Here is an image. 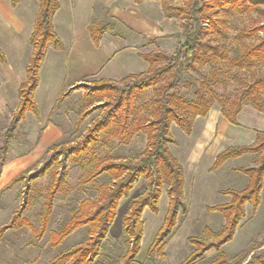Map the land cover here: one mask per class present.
<instances>
[{"label": "rangeland", "instance_id": "obj_1", "mask_svg": "<svg viewBox=\"0 0 264 264\" xmlns=\"http://www.w3.org/2000/svg\"><path fill=\"white\" fill-rule=\"evenodd\" d=\"M59 2L60 7L52 16V22L64 48L61 49L60 43L49 41L46 58L41 62L39 70V88L35 91L39 117L32 111L26 113L25 118L17 123L13 132L14 138L5 153L3 146L7 131L16 116L19 104L17 87L19 79H26V66L32 46L30 35L39 17L40 6L39 0H19L15 7L11 0H0V48L7 59L4 63L0 60V174L5 162L11 160L23 163L17 176L25 173V177L15 184L5 187L0 185V228H6L0 240V264H65L62 260L57 261V257L85 242L88 226L79 227L57 247L51 246V233L61 230L69 222L83 200H97L101 197L99 186L110 180L107 174L84 182L100 160L122 158L136 161L143 155L150 128L146 125V113L155 93V87L134 90L130 117L125 123L126 133H123L121 128L124 126V109H120L112 118L108 117V111L118 99V90L103 93L96 90L95 86L100 83V77L105 75L107 64H112V60L108 61L114 50L119 53V61L123 67L121 73H130L132 67L139 69L135 74L144 75L149 64L141 54H150L152 58L160 53L171 55L183 39L184 20L174 10V7L183 5L181 0H144L141 3L134 0ZM259 6L264 9V3ZM226 10L229 11L218 10L219 32H212L205 39L218 46L221 51L225 49L230 56H234L236 46L240 47L244 43L264 37V29L255 33L249 31L264 24V13L257 10L238 12L229 7ZM137 11L146 15V20L148 18L154 22L151 35L142 33L133 26L134 19L140 17L136 16ZM127 12L132 15L131 19H127ZM139 23L138 26L143 28L145 23ZM87 26L99 28L97 30L101 46L97 47L93 43ZM129 48L142 59L133 56ZM71 49H75V55ZM61 56L64 62H61ZM71 59L75 61L72 66L67 62ZM88 62H94L99 67L104 65L105 69L97 76L89 75L86 72ZM115 63L116 60L113 61ZM11 64L15 69L11 68ZM143 65L144 68L140 69ZM256 70L264 74V69ZM249 75L250 72L233 69L227 61L218 58L216 63L204 66L197 64L196 69H188L183 73L177 94L181 98L192 100L196 99L197 89L208 94L211 89L218 97H232L242 87L241 80ZM73 83L89 84V92L86 93L79 87L70 88L69 85ZM65 92L67 93L64 95ZM244 107L246 109L241 121L247 126L238 128L233 140L225 142L221 145L222 148L228 144H253L259 134H264V117L260 113L249 116V111L256 112L252 103L248 102ZM211 109L220 110V106L214 102ZM84 114L87 116L80 120ZM101 119H107V123L99 132L98 139L91 141L87 149L79 155H57L55 161L50 160L53 158L52 153H47L49 146L46 147L50 141L54 139L52 144H76ZM195 120L191 122L190 132H187V126L183 129L175 122L170 130L175 139L174 143L169 144L170 151L181 163L185 178V197L178 206L177 224L165 237L166 245L162 253L155 251L149 257L148 247L162 226L168 209L167 184H164L158 212L145 209L143 213L141 251L131 264H180L197 248L191 237L203 236L208 242L215 241L225 224V216L208 208L230 200V196L224 195L225 189L245 188L248 176L237 170L259 163L258 154H245L229 159L219 170H213L211 163L215 157L211 158L209 150L199 163V168L189 164L187 156L190 144L195 134L200 132L203 123V119ZM51 122L59 123L61 135H43L45 127ZM192 131L194 134L191 135ZM249 134L252 138L248 137ZM254 134L256 138L253 139ZM239 136L241 142L237 140ZM245 136L249 141L242 138ZM31 154L35 157L32 162L29 161ZM262 186L259 207L254 209L251 203L246 204V214L241 219L234 238L220 250L211 248L190 264H211L219 261L222 259L218 257L219 252H223L224 258L232 263L240 254L253 250L245 260L247 262L252 254L264 250V246L259 247L264 241V180ZM145 187V179L140 177L130 193L120 200L115 221L107 237L100 242L101 253L92 264L123 262L127 249V236L122 229L123 216L128 210L130 200L143 193ZM53 190L54 196H51ZM50 200L52 207L48 225L42 237L38 238L42 215ZM18 210L21 212L18 213ZM16 214H20V217L15 223H11ZM23 220L28 221V225ZM208 229L213 236L208 235Z\"/></svg>", "mask_w": 264, "mask_h": 264}, {"label": "trees", "instance_id": "obj_2", "mask_svg": "<svg viewBox=\"0 0 264 264\" xmlns=\"http://www.w3.org/2000/svg\"><path fill=\"white\" fill-rule=\"evenodd\" d=\"M141 3L144 0H134ZM180 1V0H177ZM183 5L174 7L182 15L184 20L183 39L176 50L171 55L160 53L154 58L150 54H141L149 64L147 72L143 75L130 74L120 80L101 78L95 89L103 93L118 90V99L108 111V117L112 118L120 109H124L122 115L124 126L121 128L126 133L125 123L130 117V109L134 98L135 89H145L155 87L154 96L151 98L149 110L146 113L149 131L147 133V147L139 160L132 159H107L100 160L96 167L84 179V182L95 180L102 174H107L110 178L106 183L99 186L101 197L97 200H83L78 210L74 211L69 222L61 230L51 233V246H59L69 235L74 233L81 226H88V237L84 243L76 245L57 257V261L62 260L65 264H92L101 253L100 242L109 234L110 227L117 216V208L120 200L127 196L133 189L136 181L143 177L146 187L143 193L132 198L129 207L123 216L122 229L127 236V249L123 255V262H113L111 264H131L139 254L144 234L143 213L149 209L156 213L159 210V200L162 195L164 184H167V195L169 205L163 224L156 233L152 243L149 245L147 254L150 257L155 251L162 253L166 245L164 240L177 224L178 206L184 201V171L181 163L170 151L169 144L175 139L171 135V126L175 122L187 132H190L191 122L197 117H206L211 110L213 103L217 102L220 112L231 123L237 124V117L246 103L250 102L253 107L264 113V74L256 69H264V37L257 41L236 46L235 55L230 56L225 49L220 50L218 46L206 41V36L212 32H219V12L261 11L259 6L264 0H181ZM12 5H18L19 0H11ZM40 12L35 22L33 32L30 36V43L33 47L32 54L26 66V80L21 83L18 91L19 104L16 116L7 131L3 150L8 152L11 140L14 138V130L17 123L25 118L28 111H32L39 117L37 102L34 92L39 85V70L41 62L46 55L49 41L60 43L61 40L55 32L52 16L60 7L59 0H39ZM99 28L90 26L92 39L95 44H99ZM262 26L250 29L251 33L263 30ZM218 58L228 62L231 68L239 71L246 70L250 75L241 80L242 87L232 97H218L215 92L207 93L202 89L196 90V99L187 100L177 94L181 84L183 73L188 69H196V65L204 66L208 63L217 62ZM0 59L5 62V56L0 49ZM143 75V76H142ZM118 82H122L119 85ZM209 86V84H208ZM89 92V84L76 86ZM75 87V88H76ZM210 88V87H209ZM100 102V100H99ZM84 114L80 120L85 119ZM107 119L95 122L87 134L76 144H52L47 153H52L50 160H56L57 155H79L81 151L88 148L93 140L98 139L99 132L105 127ZM142 125V127L146 126ZM258 154L259 163L256 166L241 168L240 171L248 176V184L243 189H226L224 193L229 194V202L211 206L210 211H219L225 216V224L215 241L208 242L206 237H191V241L197 246L196 250L180 264H190L197 260L202 254L211 248L220 250L227 242L234 238L237 227L241 219L246 214L245 206L251 203L257 209L261 203L262 183L264 180V134H259L257 141L253 144L242 146H229L220 152L213 164V169L221 167L228 159L243 156L245 154ZM25 177V173L20 174L12 180L9 185L15 184ZM54 190L51 196H54ZM52 200V197H51ZM46 203V209L42 215L38 238L45 233L49 216L51 215L52 201ZM21 210H18L20 213ZM20 217L16 214L11 223ZM28 225V221L23 220ZM22 224V223H21ZM18 226V224H17ZM6 228H0L1 235ZM208 235L213 236L210 229ZM264 246V241L259 247ZM253 250L242 253L229 263L223 252H219V261L211 264H264V250L254 253ZM246 262V263H245Z\"/></svg>", "mask_w": 264, "mask_h": 264}, {"label": "crops", "instance_id": "obj_3", "mask_svg": "<svg viewBox=\"0 0 264 264\" xmlns=\"http://www.w3.org/2000/svg\"><path fill=\"white\" fill-rule=\"evenodd\" d=\"M124 14V13H123ZM122 14V15H123ZM125 15V14H124ZM136 16L139 17V19L135 20L134 19V22H133V26L134 27H137L138 29H140L139 31H141L142 33H145V34H149L151 35L150 33L152 32V26H153V21L152 20H149L147 18L146 20V15H143L140 14L139 11L136 12ZM125 17V16H124ZM126 17L127 19H131L132 18V15H130L128 12L126 13ZM141 19V20H140ZM144 22L145 25L144 27H139L140 26V23L139 22ZM139 24V26H138ZM149 26H148V25ZM147 25V26H146ZM54 26V25H53ZM88 27V26H87ZM89 28V31L91 32L90 30V26L88 27ZM34 29V28H33ZM33 29H32V32H33ZM31 32V33H32ZM155 32H153L154 34ZM91 34V33H90ZM31 36V35H30ZM60 38V37H59ZM91 38H92V35H91ZM61 40V39H60ZM74 40V39H72ZM71 40V41H72ZM93 40V39H92ZM94 43V41H93ZM61 49L64 48V44L61 40ZM95 44V43H94ZM97 47L101 46V43L99 42V44H95ZM1 49V48H0ZM2 50V49H1ZM122 50V49H121ZM129 50L133 53V56L137 57V58H140L142 59L141 56H139V54L137 53H134L130 48ZM32 51H33V47L31 46V49H30V56L32 54ZM71 51H73V55L74 54V51L75 49H71ZM3 52V51H2ZM4 53V52H3ZM62 50H61V54H62ZM4 56H5V62H6V55L4 53ZM29 56V58H30ZM59 57V56H58ZM45 58H46V55H45ZM44 58V60H45ZM1 60V59H0ZM43 60V61H44ZM112 60V64L108 63L107 66H106V69H105V66L102 65V67H99L97 65L94 64V62H88L87 63V73L89 75H92V76H97L101 71H103L105 69V72H104V76H101L100 78H105V79H111V80H120L130 74H135V71L136 70H139V69H135V68H132L131 67V71L130 73L128 74H124V73H121L123 70V67L121 66L120 64V61H119V53L118 51L114 50L112 53H111V56H110V59L108 62H110ZM117 61V63L113 64V61ZM29 61V59H28ZM58 63H60V58H58ZM61 62H64V59H63V56H61ZM68 64H71V66L74 64L75 61H73V59H71L70 61H67ZM4 63V62H3ZM28 63V62H27ZM63 64V63H61ZM93 65V66H92ZM12 69H15L13 67V65L11 64L10 65ZM145 65H143L142 67H140V69H143ZM88 76V75H86ZM20 80V83L18 84V87L21 85L22 82H24L26 79H19ZM80 82V80L78 81ZM76 83H73V84H70L69 87L70 88H75L76 86H79L81 84H84V83H80L78 85H75ZM75 85V86H74ZM39 88V85L37 87V89ZM36 89V90H37ZM35 90V91H36ZM67 92L63 93L64 95L66 94ZM73 93H76L75 91ZM34 98H35V92H34ZM36 100V99H35ZM245 107H243V109L241 110V112L239 113L238 117H237V124H234V123H231L225 116H223L220 112V110H217V109H211L208 113V115L206 117H197L195 121H197L198 119H203V123H202V128L200 130V132L198 134H195V137L193 138L192 140V143L190 144V147H189V153H188V156H187V161L189 164H191L192 166H195L197 168H199V163L202 161V159L204 158V156L207 154V152L210 150L211 152V158L212 157H217V155L222 152L223 150H225L227 147L229 146H239L241 145L242 143H238V144H228L226 146H223V148L221 147V145H223L225 142L227 141H231L233 140V137H235L236 133L238 132V128L240 127H245L247 126V124L244 125V123H242L241 119L245 113ZM256 110V109H255ZM254 110V111H255ZM256 113H260L262 115V117H264L263 113L261 112H251L249 111V116H256L257 114ZM249 117V118H250ZM261 117V118H262ZM260 118V120H261ZM200 121V120H199ZM202 121V120H201ZM195 123V122H194ZM44 134H50L52 136H59L62 134V129H61V126L59 125V123H56V122H51V123H48L47 126L45 127L44 131H43V135ZM194 134V132L192 131L191 132V135ZM255 135V134H254ZM44 137V136H43ZM42 137V138H43ZM53 137V138H54ZM231 137V138H230ZM249 138H252L251 135L249 134L248 136ZM248 137H242L244 138L245 140L249 141L248 140ZM42 138H41V141H42ZM256 138V135L253 137V139ZM241 139V136L237 137V140ZM54 140V139H53ZM52 140V141H53ZM244 140V141H245ZM52 141H50L47 145V146H51L52 145ZM240 141V140H239ZM238 141V142H239ZM252 141V140H250ZM241 142V141H240ZM248 145V144H247ZM48 147V148H49ZM48 150V149H47ZM238 158V157H236ZM232 159V158H230ZM35 160V157L32 156V154L29 156V161L32 162ZM229 160V159H228ZM227 160V161H228ZM226 161V162H227ZM215 162V160H214ZM213 163H211V168L213 169ZM225 162V163H226ZM224 163V164H225ZM21 164L22 161H14V160H11V161H6L5 164L3 165V172L2 174H0V185L1 187H5V186H8L13 179H15L18 174V171L21 170ZM27 164V163H26ZM223 164V165H224ZM208 165V163H207ZM222 165V166H223ZM221 166V167H222ZM221 167L219 168H216V169H220ZM214 170V169H213ZM237 171H240V170H237ZM248 184V183H247ZM228 189H231V188H228ZM226 190V189H225ZM226 195V197H229L230 195L229 194H224ZM162 196V195H161ZM161 198V197H160ZM230 199H231V196H230ZM230 201V200H229ZM228 201V202H229ZM168 205H169V197H168V201H167V208H168ZM166 213H167V210H166ZM165 213V214H166ZM159 230V229H158ZM141 251V250H140Z\"/></svg>", "mask_w": 264, "mask_h": 264}]
</instances>
